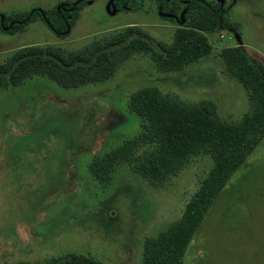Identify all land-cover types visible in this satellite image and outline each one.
<instances>
[{
	"label": "rangeland",
	"instance_id": "1",
	"mask_svg": "<svg viewBox=\"0 0 264 264\" xmlns=\"http://www.w3.org/2000/svg\"><path fill=\"white\" fill-rule=\"evenodd\" d=\"M77 1L0 0V14L48 12ZM83 1L62 36L40 18L18 30L0 28V62L25 45L79 49L130 24L170 42L177 27L155 0H143L137 10L130 0ZM212 1L229 5L231 23L207 32L212 51L182 70L162 72L138 53L103 81L64 88L34 75L0 90V264L67 252L105 264H142L144 240L179 220L214 163L210 152L191 155L162 183L124 158L105 179L91 164L141 131V119L129 109L140 87L188 102L211 99L228 121L248 110L246 91L218 52L236 45L264 63V0ZM182 264H264V136L209 207Z\"/></svg>",
	"mask_w": 264,
	"mask_h": 264
},
{
	"label": "trees",
	"instance_id": "2",
	"mask_svg": "<svg viewBox=\"0 0 264 264\" xmlns=\"http://www.w3.org/2000/svg\"><path fill=\"white\" fill-rule=\"evenodd\" d=\"M143 0H130L137 10ZM162 17L177 22L172 40H156L139 25L90 41L79 49L68 50L51 44L25 45L0 62V90L41 75L64 88H75L113 76L130 56L148 54L158 70L179 71L209 54L213 47L207 32L228 27L229 5L212 0H155ZM77 10L59 14L46 12L54 31L64 35L73 24ZM28 11L2 14L0 28L12 19H23ZM40 18L33 12L29 19ZM41 19V18H40ZM226 70L244 88L249 108L237 121L222 119L211 99L183 101L163 95L146 85L129 99V109L141 119L139 134L105 153L91 164L99 179L108 177L117 158L130 160L135 169L152 183H162L184 166L193 154L210 152L213 165L199 188L185 204L179 220L143 242L142 264H182L183 255L218 194L231 175L264 136V63L242 47L224 46L218 52ZM143 148L142 151H139ZM8 264H105L88 255L67 252L44 261H17Z\"/></svg>",
	"mask_w": 264,
	"mask_h": 264
},
{
	"label": "flooded vegetation",
	"instance_id": "3",
	"mask_svg": "<svg viewBox=\"0 0 264 264\" xmlns=\"http://www.w3.org/2000/svg\"><path fill=\"white\" fill-rule=\"evenodd\" d=\"M114 1H115V4L119 5V3L124 1V0H114ZM83 2H84L83 0H78L74 4H69V5H65L64 4V5H61V6H58V7H56V5H55V7L53 9H50V11H48V12L51 13L52 16H53V14H59L61 17H63L65 13H70V12H74L75 10H78V7L81 6L83 4ZM155 5H156V3H155ZM129 7H130V3H129ZM130 8L132 9V7H130ZM35 11L40 14V18H41L42 21H44L50 28H53L50 25L49 20L46 17V12L47 11L43 10V9H38V8H36L34 10H31V11H28V15L25 18H23V19H12V20L8 21V24H7L8 28L9 29L10 28H17L16 27L17 25H20V24L26 22L29 19V17L32 15V13L35 12ZM1 15L2 14H0V20H2L3 23H4V17L1 16ZM55 33L57 35H59V33H57L56 31H55ZM59 36H61V35H59Z\"/></svg>",
	"mask_w": 264,
	"mask_h": 264
},
{
	"label": "water",
	"instance_id": "4",
	"mask_svg": "<svg viewBox=\"0 0 264 264\" xmlns=\"http://www.w3.org/2000/svg\"><path fill=\"white\" fill-rule=\"evenodd\" d=\"M220 2H222V1H220ZM7 28H8V26L3 27L4 30H6Z\"/></svg>",
	"mask_w": 264,
	"mask_h": 264
}]
</instances>
